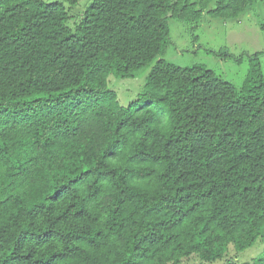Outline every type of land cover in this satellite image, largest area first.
Listing matches in <instances>:
<instances>
[{
    "label": "trees",
    "instance_id": "trees-1",
    "mask_svg": "<svg viewBox=\"0 0 264 264\" xmlns=\"http://www.w3.org/2000/svg\"><path fill=\"white\" fill-rule=\"evenodd\" d=\"M257 1L94 0L73 23L80 0H0V264H212L264 239L263 54L241 87L163 59L172 18ZM150 65L121 106L109 78Z\"/></svg>",
    "mask_w": 264,
    "mask_h": 264
},
{
    "label": "rangeland",
    "instance_id": "rangeland-1",
    "mask_svg": "<svg viewBox=\"0 0 264 264\" xmlns=\"http://www.w3.org/2000/svg\"><path fill=\"white\" fill-rule=\"evenodd\" d=\"M44 1L59 2L67 6L65 0ZM93 1L80 0L73 8V13L77 16L73 23H79L83 12ZM73 26L74 24H71V27ZM170 32L171 45L163 59L175 66H205L236 87H241L245 82L252 56L263 54L260 60L264 71V0H258L250 10L235 19L223 20L206 15L195 30L189 23L172 18ZM152 67L153 65H150L138 71L133 78H109L108 88L117 94L121 106H128L143 93ZM263 253L264 239L239 254L237 258L225 257L212 264H225L228 260L239 263L252 262ZM182 264L209 263H201L192 256Z\"/></svg>",
    "mask_w": 264,
    "mask_h": 264
}]
</instances>
